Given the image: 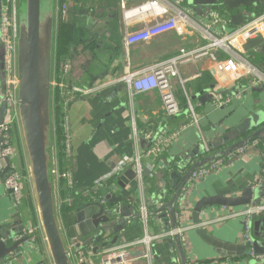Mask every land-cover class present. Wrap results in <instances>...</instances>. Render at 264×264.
<instances>
[{
    "label": "crops",
    "instance_id": "1",
    "mask_svg": "<svg viewBox=\"0 0 264 264\" xmlns=\"http://www.w3.org/2000/svg\"><path fill=\"white\" fill-rule=\"evenodd\" d=\"M149 1L152 0H86L85 13L75 20L76 29H83V33L78 35L86 39V44L73 47L75 81L72 85L79 94L68 103L65 111L68 131L66 155L69 158L68 171L73 179L72 194L82 193L87 197L94 191L100 194L98 190L101 187H108L106 194L112 191L127 198L128 185L119 186L116 183L118 178H107V175L122 160L128 163L127 169L139 154L143 176L147 171L142 182L144 199L148 207L157 206L156 201L169 198L170 193L173 195L172 191L167 192V188L173 190L177 180L171 176L172 172L180 178L197 161L237 143L241 138L228 137L233 127L254 111L264 110L263 85H252L253 77L250 75H245L238 82L229 80L214 60L205 55L179 65L178 76L171 79L180 107L174 116L165 114L158 90L133 92L128 82H113L169 59L180 49L194 50L206 46L210 39H206L202 27L213 34H222L264 12V0H258L248 10L227 8V17L214 13L209 5L194 6L188 0H170L187 13L189 22L182 23L183 32L168 30L147 40L127 44V34L163 18L156 16L157 8L150 7ZM7 4V0H0V19ZM159 4L164 5L161 0ZM58 5L59 0L56 26ZM238 12L243 16L242 22L234 25L230 16ZM171 14L173 9L170 8ZM216 19L220 22L214 23ZM246 43L244 55L264 72V37L250 39ZM213 52L217 59L226 56L218 50L213 49ZM79 57L81 62H78ZM4 79V53L0 41V109L6 96ZM54 85L53 78V90ZM52 116L54 128V108ZM148 130L151 131L145 133ZM9 136L15 151L7 159L0 158V239L5 232L18 238L25 235L29 227H36V230L34 241L27 239L5 264H53L33 202L31 184L24 182L18 204L11 199L4 185L12 166L24 175L28 171L17 121L12 124ZM149 136H155L156 140L163 136L159 152L150 151ZM258 145L254 142L242 146L243 151L223 156L225 165L219 169L189 180L180 194L176 211L180 210L181 215L175 225L190 227L184 231L183 238L178 237V242L174 236L166 235L173 227L168 211L163 212L164 221L156 215L148 216L147 232L166 235L153 241L150 264H181L179 252L185 264H245L237 257L217 253V247L210 241L215 239L223 245L239 241L245 231L242 217L225 216L232 211H241L251 203L205 208L198 223L193 222L192 214L195 203L202 197L219 194L238 197L244 188H255L264 182V146L260 149ZM57 164L55 147V166ZM173 165L177 167L172 168ZM149 177L156 179L153 185L149 183ZM59 192L57 183L58 223L68 246L73 237H78L75 231L78 201L73 207L71 205L70 211L63 212ZM262 202L264 192L258 203ZM222 216L223 219L216 220ZM256 216L264 218V210ZM144 234L145 229L137 220L136 225L124 229V241L118 245L141 239ZM9 244L6 240L5 246ZM132 249L133 260L129 264H147L141 257L145 249L142 250L141 246ZM84 251V264H102L103 251L95 253L92 247ZM72 261L76 264L74 258Z\"/></svg>",
    "mask_w": 264,
    "mask_h": 264
},
{
    "label": "water",
    "instance_id": "2",
    "mask_svg": "<svg viewBox=\"0 0 264 264\" xmlns=\"http://www.w3.org/2000/svg\"><path fill=\"white\" fill-rule=\"evenodd\" d=\"M188 2L194 6L209 5L214 13L219 12L223 15L222 17H227V8L235 10L242 7L248 10L256 5L258 0H188ZM56 9L57 0H14L15 112L36 209L51 260L53 264H73L57 215L52 116ZM242 17L239 12L230 16L234 25H239ZM217 22L220 20L214 21V23ZM6 108V102L3 101L0 109V124L4 119ZM263 117L264 110L254 111L233 127L229 133L230 136L227 135L229 139L241 138L237 143L197 161L180 178L172 172L171 176L177 179L172 197L166 203H162L161 200L156 201L158 205L149 210L148 216L156 215L164 221L165 213L163 212L166 210L172 228H175L177 217L181 215L180 210L176 211L180 194L189 182L190 174L204 163L226 156L244 145L254 142L263 145ZM117 184L119 186L128 185L129 196L127 198L113 192L106 194L108 187H101L98 190L100 194L94 191L88 195V199L78 201L76 204L75 231L80 239V245L85 249L92 247L93 252L96 253L123 242L124 229L136 225L140 218L137 196L138 181L132 167L127 168L120 175ZM262 192H264V182L255 188L252 186L244 188L238 197H225L221 194L202 197L194 205L193 222L198 223L203 210L213 205L236 207L251 203L254 206L258 203ZM136 204L137 209H135ZM247 229V233L242 234L240 240L235 243H225L226 246L215 239H211L210 243L217 247V253L237 257L245 264H263L259 256H264V218L251 215ZM258 231L262 232L258 233ZM173 238L178 242V236L175 235ZM27 239L25 235L16 238L6 232L2 233L0 264H5ZM6 240L10 243L8 247L5 246ZM179 254L181 264H185L181 252Z\"/></svg>",
    "mask_w": 264,
    "mask_h": 264
},
{
    "label": "built area",
    "instance_id": "3",
    "mask_svg": "<svg viewBox=\"0 0 264 264\" xmlns=\"http://www.w3.org/2000/svg\"><path fill=\"white\" fill-rule=\"evenodd\" d=\"M164 5L159 4V0L149 1L148 5L152 8H157L156 16H162V19H157L154 23L146 24L143 28L129 33L125 37V42L131 44L141 40H147L152 36L168 31L175 30L178 33L183 32L182 23L189 22V18L185 10L177 7L170 0H161ZM8 4L4 8L1 19H0V41L4 53V63H5V79L4 84L6 88V96L4 101L6 102L7 108L4 115V119L0 124V158L7 159L14 154V147L10 142L9 132L12 124L17 121L15 112V73H14V56H15V44H14V34H15V20H14V0H7ZM123 5V4H122ZM173 9V14L169 15V9ZM66 9L63 6L59 10V16L63 17L65 15ZM204 34L206 33V39H210L208 44L202 48L194 50L180 49L179 52L166 59L164 61L158 62L147 68L139 70L135 73L125 75L115 81H126L132 88L133 92H145L150 90H158L160 94L161 103L164 108V112L167 116H174L180 111L179 103L174 95L171 79L178 76L179 65L197 59L201 56H209L211 60H214L216 65L220 68L221 72L231 81L238 82L245 75H250L253 77L252 85H263L264 86V72L253 65L247 60L244 55L245 43L250 39H255L258 37H264V12L261 15L251 17L242 25L237 28L232 29L230 32H225L222 34H213L212 32L204 29ZM218 50L226 54L225 58L217 59L216 54L213 52ZM65 65V69H67ZM151 150L153 152L160 151V143L163 140L161 136L158 140L154 137H148ZM264 146V145H262ZM151 151V152H152ZM237 151H243V147L236 149L230 153V156ZM229 155V154H228ZM126 165V160H122L118 165L113 168L112 174L117 173ZM225 165V158L219 157L217 159L206 162L205 164L199 166L194 170L189 177L190 181L197 178L203 177L208 173L215 171ZM56 181H64L66 187L70 192L73 190V179L71 172L60 171L57 166H55ZM134 168L136 171V177L138 181V191L137 196L139 198V213L140 222L145 229V234L141 239L136 241L114 245L103 251L104 258L102 264H129L133 260L132 249L136 246L142 247V254L147 264H150L151 259V247L153 241L160 239L162 236H178L183 238L184 231H186L190 226H179L176 225L175 228L169 229L166 235L163 233L159 234H149L147 232L148 227V212L149 207L144 199L143 193V172L142 166L140 164V155L138 154L134 158ZM29 183L30 176L27 171V175L22 174L19 170L11 167L8 175L5 177L4 185L9 190L11 199L18 204L22 197L23 184ZM102 184V183H101ZM66 201H71V196L65 198ZM264 210V202L256 203V205L246 206L241 211H232L229 216H241L244 224V233H247V224L249 217L251 215H257ZM178 218V217H177ZM224 216L217 218L223 219ZM195 225V224H194ZM193 226V225H191ZM36 227H29L26 230L25 236L31 241H34V232ZM84 247L80 245L79 237H73L71 243L68 245V250L70 252L71 258L75 259L76 264L84 263ZM132 249V250H131ZM259 259L264 264V256H259Z\"/></svg>",
    "mask_w": 264,
    "mask_h": 264
},
{
    "label": "trees",
    "instance_id": "4",
    "mask_svg": "<svg viewBox=\"0 0 264 264\" xmlns=\"http://www.w3.org/2000/svg\"><path fill=\"white\" fill-rule=\"evenodd\" d=\"M85 2L86 0H59L58 8L61 9L62 6L65 7L66 12L63 17L58 18L57 26H56V36H55V71H54V90H53V108H54V138H55V147L56 153L58 157L57 168L60 171L68 170V162L69 158L66 155L67 151V127L65 124L66 118V108L68 103L76 97L77 92L74 91L73 83L74 72L72 71V67L74 65V55L75 52L73 47L75 45H84L86 44L85 38H80L78 33H83V29H76L75 20L78 16H83L85 13ZM79 7V8H78ZM101 13L98 12V15ZM247 60L248 57H246ZM82 59L79 57L78 62H81ZM251 61V60H250ZM252 62V61H251ZM253 63V62H252ZM254 64V63H253ZM65 65H67V69H65ZM152 130V129H151ZM151 130L146 131L145 133L150 132ZM262 148V143L258 145ZM158 156V155H157ZM156 157V156H155ZM172 168H176V165L171 166ZM167 172H165V176ZM155 178H148L149 183L153 185ZM167 180V179H166ZM165 180V181H166ZM164 181V182H165ZM166 184V182H165ZM60 186V198L62 199V211L67 212L72 209L74 203L80 200L88 199L83 196L82 193H70L64 181L59 182ZM173 192L167 188V192ZM71 196V201H66L65 198ZM172 196V193L169 194ZM170 197L165 198L163 200L164 203L170 200ZM72 205V207H71ZM156 206L151 205L149 209H154ZM178 210V209H177Z\"/></svg>",
    "mask_w": 264,
    "mask_h": 264
},
{
    "label": "flooded vegetation",
    "instance_id": "5",
    "mask_svg": "<svg viewBox=\"0 0 264 264\" xmlns=\"http://www.w3.org/2000/svg\"><path fill=\"white\" fill-rule=\"evenodd\" d=\"M150 151H152L151 150V146H150ZM223 157V156H222ZM217 159V158H216ZM214 160V159H213ZM127 162H126V165L121 169V170H119L117 173H115V174H112V172L109 174V175H107V178H110V177H115V178H118L119 179V177H120V175H122L123 173H124V171H125V169H126V166H127ZM205 164V163H204ZM129 167H132L133 168V170H134V173H135V176H136V171H135V168H134V162H131V164H130V166ZM128 167V168H129ZM197 169V168H196ZM195 169V170H196ZM142 172H143V169H142ZM144 177V176H143ZM136 179H137V177H136ZM118 181V180H117ZM117 183V182H116ZM114 184H115V182H114ZM112 192V191H111ZM79 241H80V239H79Z\"/></svg>",
    "mask_w": 264,
    "mask_h": 264
},
{
    "label": "rangeland",
    "instance_id": "6",
    "mask_svg": "<svg viewBox=\"0 0 264 264\" xmlns=\"http://www.w3.org/2000/svg\"><path fill=\"white\" fill-rule=\"evenodd\" d=\"M63 7V6H62ZM61 7V8H62ZM58 16H59V11H58ZM217 17H219V15H216ZM28 169H26V171H27ZM30 201H31V199H29ZM33 202H34V205H35V207H36V204H35V200H33ZM31 203H32V201H31ZM70 243H71V241H70ZM84 264V263H83Z\"/></svg>",
    "mask_w": 264,
    "mask_h": 264
}]
</instances>
